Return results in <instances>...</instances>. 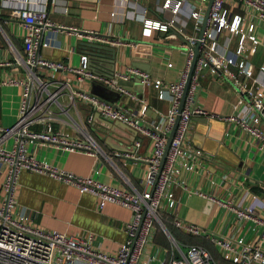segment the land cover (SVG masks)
I'll use <instances>...</instances> for the list:
<instances>
[{
	"label": "crops",
	"instance_id": "1",
	"mask_svg": "<svg viewBox=\"0 0 264 264\" xmlns=\"http://www.w3.org/2000/svg\"><path fill=\"white\" fill-rule=\"evenodd\" d=\"M210 2L203 4L200 0H184L180 10L173 13L164 7V0H0V61H13L0 64V80L24 73V66L14 61L17 54L25 51L27 28L23 20L14 15L15 7L47 8L54 25L47 27L43 34V38L50 41L49 45L40 46L44 58L63 59L79 66L83 62L81 54L87 53L89 67L105 75V68L111 64L109 51L94 52L89 47H80L79 40L88 38L117 49L116 72L127 70L134 60H138L149 65L153 78L170 81L180 77L186 63L188 43L183 36L190 39L200 34ZM194 4L202 8L203 21L199 26L191 14ZM142 14L174 18L175 23L167 32L148 28L141 20ZM76 28L89 33H80ZM256 32L261 41L254 51L246 48L244 55L253 63L255 76L264 82V69L261 68L264 65L263 22L257 25ZM228 36L230 31L226 30L220 38L223 50L234 49L236 45V36H233L231 45L227 42ZM140 40L151 43L150 58L146 57L145 50L135 51ZM92 61L96 69L91 66ZM46 71L56 80L63 77L73 80L77 90H86L122 107L138 109L146 104L150 118L160 117L171 106L169 94L160 95L154 85L145 84L139 76H132L134 78L126 92L110 88L101 79L79 81L75 72L49 67ZM248 80L253 81L252 78ZM21 97L22 85L0 83V126H11L16 122ZM238 99L239 90L231 81L223 80L209 68L202 70L198 101L208 110L232 115L237 112ZM55 109L60 119L57 125L71 128L61 122L80 121L93 107L88 99L79 98L72 104L68 96L62 94ZM203 116L193 118L191 138L201 147L194 141L193 144L219 158H199L196 169L183 172L186 184L175 186L173 205H169L162 214L164 225L158 223L154 228L142 264H167L171 258L185 251L190 243L207 246L220 264H234L225 257L223 248L204 231H189L177 224L175 218L197 224L210 234L234 240L239 237L256 240L261 231L254 218L238 216L231 206L218 199L229 198L235 204L254 206L257 214L264 215V147L237 121L206 120ZM116 121L95 112L91 130L100 144L97 152L70 149L44 140L30 141L28 148L37 156L75 174L89 175L98 170L97 174L106 181L142 189L145 187L142 178L146 174L147 162L138 155L148 153L150 144L144 140L138 146L136 140L140 134L133 127L116 126ZM7 169V162L0 160V196ZM18 196L20 206L26 208L39 224L76 234L91 231L95 234L96 245L104 250L116 251L127 238L126 225L132 218L131 208L115 202L100 207L97 195L80 191L71 181L24 169Z\"/></svg>",
	"mask_w": 264,
	"mask_h": 264
},
{
	"label": "built area",
	"instance_id": "2",
	"mask_svg": "<svg viewBox=\"0 0 264 264\" xmlns=\"http://www.w3.org/2000/svg\"><path fill=\"white\" fill-rule=\"evenodd\" d=\"M184 0H164V7L177 13ZM207 4L211 0H200ZM15 16L21 18L27 31L24 36L23 54H17L15 61L24 66L21 76L9 75L1 82L22 85L19 117L11 126H0V160L7 162L8 169L2 184L0 196V262L4 264H142L144 252L157 223L164 224L162 214L174 202V188L186 184L185 170L197 168L196 160L206 157L205 150L196 147L191 138L192 121L195 115L234 120L254 135L264 147V129L261 126L260 109L264 108V82L255 76L253 63L245 57L244 51L250 47L256 50L261 41L256 32L257 25L264 23V0H212L207 24L202 36L194 35L193 44L200 40V53L196 61L185 103L180 110L182 97L187 85L195 49L188 46L186 63L178 79L165 81L153 78L149 71L137 65L116 72L114 77L95 72L88 65L89 54L82 53L81 65L66 60H51L40 53L41 45H49L43 38L47 27L54 25L47 8L18 6L13 9ZM191 14L199 26L203 21L202 8L193 5ZM145 27L169 31L175 23L174 18H163L142 14ZM228 30V44L234 49L220 48V38ZM115 41V40H113ZM250 41V42H249ZM250 44H249V43ZM13 61H0L9 64ZM46 67L75 72L79 81L101 79L109 86L128 91L119 84V78L129 79L139 76L145 84H152L160 95L169 94L171 106L160 117H148L147 105L141 108H126L114 102L103 100L87 92L77 90L73 80L63 77L54 79ZM204 68L227 81L239 90L237 112L226 115L208 110L198 101L201 87V73ZM264 69V65L261 66ZM252 78L250 82L248 79ZM132 93V92H130ZM66 94L75 103L79 98L88 99L93 110L82 120L69 122L63 120L58 126L59 117L55 104ZM95 112L112 120H121L134 127L142 139L140 146L148 140L150 151L138 155L147 162L146 174L142 178L145 187L127 188L102 179L96 173L75 174L60 168L29 151L28 144L33 140H44L63 145L70 149H85L91 152L100 150V144L92 133L91 124ZM179 116L173 138L165 155L169 136ZM165 155V157H164ZM24 169L51 174L57 178L75 183L80 191L97 195L99 206L115 202L132 210V218L127 222V238L116 251L98 247L91 231L81 234L58 228H47L36 222L26 208L19 204L20 176ZM233 208L240 217H252L261 231L256 240L239 237L234 240L228 236L214 235L192 222L175 218V222L189 231H204L224 250V255L234 264H264V215L257 214L254 206L235 204L229 198L218 199ZM167 264H220L211 250L199 243H190L185 251L169 260Z\"/></svg>",
	"mask_w": 264,
	"mask_h": 264
},
{
	"label": "water",
	"instance_id": "3",
	"mask_svg": "<svg viewBox=\"0 0 264 264\" xmlns=\"http://www.w3.org/2000/svg\"><path fill=\"white\" fill-rule=\"evenodd\" d=\"M211 4H212V0L210 2V6H209V9H208V12L206 13V16H205V19H204V23H203V26H202V29L200 31V34L199 36H202L204 30H205V27H206V24H207V19H208V16H209V11H210V7H211ZM60 27H64V26H60ZM65 28H68V27H65ZM77 29V28H76ZM78 32L80 33H83V34H87L89 33L88 31L86 30H81V29H77ZM97 36H99V34H96ZM100 36H103V34H101ZM109 37V36H107ZM183 39L188 43V46H193L194 49H195V55H194V59H193V63H192V66H191V70H190V74H189V77H188V81H187V85H186V88H185V91H184V94H183V97H182V101H181V105H180V110L183 108V105L185 103V99H186V95H187V91H188V87H189V83H190V79H191V76H192V73H193V70H194V67H195V64H196V61L198 59V55L200 53V40L198 39L197 42L195 44H193L192 40L187 38V37H184L183 36ZM79 46L80 47H89L91 49V51H101L102 49H107L109 52V62L111 63L110 65H108L106 68H105V72H106V75L109 76V77H114L115 73H116V58H117V49L115 47H112V46H108L107 44H104L102 42H98V41H95V40H90L88 38H81L79 40ZM135 51H140V50H145V52H147L146 54V57L147 58H150V55H151V52H152V45L149 41L147 40H140L136 43V46H135ZM138 55V54H136ZM133 65H137V66H140L142 68H144L145 70L149 71L150 70V67L148 64H144L143 62H140L138 60H134L132 62ZM91 66L93 68L96 69V64L95 62L92 61L91 63ZM216 75L218 76V73H216ZM132 78L134 77H131L129 79H125V78H119L118 79V82L119 84H121L123 87H128L129 84L132 83ZM110 88H112L110 86ZM127 89V88H126ZM259 114H260V120H261V126L262 128L264 129V108L263 109H260L259 111ZM198 115H195L194 117H196ZM201 116V115H200ZM204 118H206V120H208V118H212V117H208V116H203ZM212 119H215V118H212ZM178 120H179V116L177 117V120H176V123L171 131V134L169 136V140H168V144H167V147H166V150H165V155L167 153V150L169 148V145H170V142L173 138V134L175 132V129H176V126L178 124ZM115 125L116 126H124L125 128H128V129H132V126L121 121V120H117L115 122ZM117 129V128H115ZM133 130H136L134 127H133ZM136 132L138 133V131L136 130ZM139 139H142V137L140 136ZM193 141L194 143H196L195 139L193 138ZM197 144V143H196ZM198 145V144H197ZM199 147H201L200 145H198ZM203 149V148H202ZM204 150V149H203ZM213 152H207L205 150V154L206 156H210L211 158H219L218 156H216L215 154H212ZM164 155V157H165ZM164 225V224H163Z\"/></svg>",
	"mask_w": 264,
	"mask_h": 264
},
{
	"label": "trees",
	"instance_id": "4",
	"mask_svg": "<svg viewBox=\"0 0 264 264\" xmlns=\"http://www.w3.org/2000/svg\"><path fill=\"white\" fill-rule=\"evenodd\" d=\"M158 224V223H157Z\"/></svg>",
	"mask_w": 264,
	"mask_h": 264
}]
</instances>
